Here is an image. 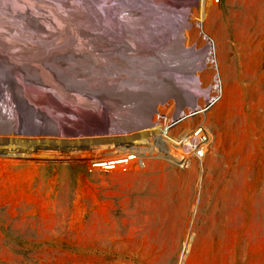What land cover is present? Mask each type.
Returning a JSON list of instances; mask_svg holds the SVG:
<instances>
[{
    "label": "rangeland",
    "instance_id": "1",
    "mask_svg": "<svg viewBox=\"0 0 264 264\" xmlns=\"http://www.w3.org/2000/svg\"><path fill=\"white\" fill-rule=\"evenodd\" d=\"M203 31L224 90L206 120L214 140L202 166L145 159L197 178L189 209L167 218L169 235L184 224L178 258L141 261L186 264L208 185L233 189L247 234L264 232V0H0V264H141L128 255L136 171L90 161L152 153L130 141L147 133L143 107L213 79Z\"/></svg>",
    "mask_w": 264,
    "mask_h": 264
},
{
    "label": "crops",
    "instance_id": "2",
    "mask_svg": "<svg viewBox=\"0 0 264 264\" xmlns=\"http://www.w3.org/2000/svg\"><path fill=\"white\" fill-rule=\"evenodd\" d=\"M146 158L159 159L142 158L144 168L129 170L136 171L129 182V214L136 230L129 233L128 255L141 264L144 263L142 259L178 258L184 224L176 225V231L169 235L167 218L173 222L174 212L181 208L182 201L184 208L189 209L197 178L195 171H148ZM208 176L205 179L207 185L210 182ZM232 191L227 187L216 190L208 185L205 188L197 233L186 264H264V232L247 234V224L240 220L242 211L239 208L235 212L232 210ZM233 215L235 224L230 219ZM118 233L120 231L116 229L111 247L117 248L115 245L120 243Z\"/></svg>",
    "mask_w": 264,
    "mask_h": 264
},
{
    "label": "built area",
    "instance_id": "3",
    "mask_svg": "<svg viewBox=\"0 0 264 264\" xmlns=\"http://www.w3.org/2000/svg\"><path fill=\"white\" fill-rule=\"evenodd\" d=\"M203 33L208 49L205 65L215 68L211 83L204 85L199 82L202 79H195L193 83L182 84L174 91L163 94L160 100L151 102L150 107H143L149 110L142 125V130L147 133L130 141L136 146L153 150L150 155H128L125 149V152L121 151L109 158L91 160L92 166L105 172L133 170L144 168L141 160L145 157L164 158L169 165L181 170L190 169L196 162L202 166L214 140L213 131L206 123L207 116L224 95L215 42ZM154 92H157V88ZM153 95L148 96L154 98ZM197 116L201 117L199 123L187 130L182 129L183 122ZM177 128L179 131L174 133Z\"/></svg>",
    "mask_w": 264,
    "mask_h": 264
},
{
    "label": "bare ground",
    "instance_id": "4",
    "mask_svg": "<svg viewBox=\"0 0 264 264\" xmlns=\"http://www.w3.org/2000/svg\"><path fill=\"white\" fill-rule=\"evenodd\" d=\"M206 2V0H200V2ZM223 84V83H222ZM123 138H126V137H123ZM129 138V137H128ZM97 140H94L93 142H96ZM106 141H108V142H106ZM80 142V140H74V142L73 141H68V142H63V143H65V144H71V145H74V144H77L78 145V143ZM101 142H106L104 145L102 144V146H113V142H115L114 141V139H109V140H103V141H101ZM110 142V143H109ZM79 144H81V143H79ZM97 144V143H96Z\"/></svg>",
    "mask_w": 264,
    "mask_h": 264
}]
</instances>
